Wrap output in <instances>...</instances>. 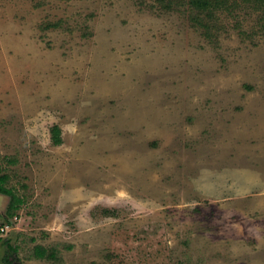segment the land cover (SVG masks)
I'll list each match as a JSON object with an SVG mask.
<instances>
[{
  "label": "rangeland",
  "instance_id": "1",
  "mask_svg": "<svg viewBox=\"0 0 264 264\" xmlns=\"http://www.w3.org/2000/svg\"><path fill=\"white\" fill-rule=\"evenodd\" d=\"M193 1L0 0V264H264V3Z\"/></svg>",
  "mask_w": 264,
  "mask_h": 264
},
{
  "label": "trees",
  "instance_id": "2",
  "mask_svg": "<svg viewBox=\"0 0 264 264\" xmlns=\"http://www.w3.org/2000/svg\"><path fill=\"white\" fill-rule=\"evenodd\" d=\"M202 0H194L192 2L193 5H195L197 3V5L201 2ZM222 1V0H221ZM255 2L261 4V3H264V0H254ZM261 2V3H260ZM203 6V5H202ZM260 7H263L262 5H260ZM203 8H209V3L207 0H204V6ZM202 7H200L198 5V9H203ZM199 10V12H200ZM199 17V14L196 15L195 18H198ZM197 22L199 23H203V20L202 18L198 19ZM51 140H52V143L55 144V145H58L61 143V136H60V128L58 126H54L52 128V134H51ZM5 180H6V175H1L0 176V186H2L3 183H5ZM17 200V199H16ZM8 216H11V215H14L13 212L9 211L8 210V213H7ZM5 252H4V255L2 257V262L4 264H24L22 263L13 253H15V248L12 247L9 243L6 245V248H5Z\"/></svg>",
  "mask_w": 264,
  "mask_h": 264
},
{
  "label": "built area",
  "instance_id": "3",
  "mask_svg": "<svg viewBox=\"0 0 264 264\" xmlns=\"http://www.w3.org/2000/svg\"><path fill=\"white\" fill-rule=\"evenodd\" d=\"M1 230H3V228H1Z\"/></svg>",
  "mask_w": 264,
  "mask_h": 264
}]
</instances>
